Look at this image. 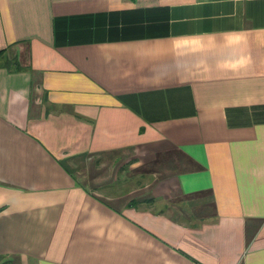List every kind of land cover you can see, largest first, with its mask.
I'll use <instances>...</instances> for the list:
<instances>
[{"label": "crops", "instance_id": "crops-1", "mask_svg": "<svg viewBox=\"0 0 264 264\" xmlns=\"http://www.w3.org/2000/svg\"><path fill=\"white\" fill-rule=\"evenodd\" d=\"M0 264H264V0H0Z\"/></svg>", "mask_w": 264, "mask_h": 264}]
</instances>
